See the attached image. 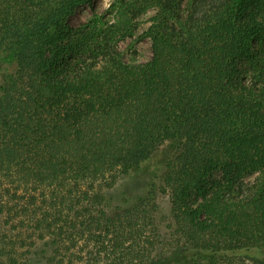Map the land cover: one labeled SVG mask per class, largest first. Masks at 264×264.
Here are the masks:
<instances>
[{"label": "trees", "instance_id": "1", "mask_svg": "<svg viewBox=\"0 0 264 264\" xmlns=\"http://www.w3.org/2000/svg\"><path fill=\"white\" fill-rule=\"evenodd\" d=\"M92 1L0 0V264H264V0Z\"/></svg>", "mask_w": 264, "mask_h": 264}, {"label": "rangeland", "instance_id": "2", "mask_svg": "<svg viewBox=\"0 0 264 264\" xmlns=\"http://www.w3.org/2000/svg\"><path fill=\"white\" fill-rule=\"evenodd\" d=\"M111 0H93L91 4H81L77 6L71 13L69 21L72 25L77 26L79 23L89 19H98L105 21L111 15L106 11V8ZM153 10H149L145 14L147 18ZM148 22H142L132 36H125L119 41L120 47L128 54V57L137 60H144L151 55V40L149 37H140V34L147 27ZM131 53V54H130ZM163 205L168 206L166 199L163 200Z\"/></svg>", "mask_w": 264, "mask_h": 264}]
</instances>
